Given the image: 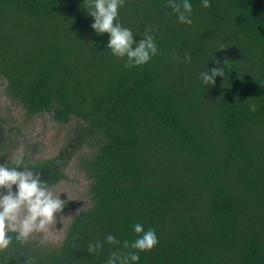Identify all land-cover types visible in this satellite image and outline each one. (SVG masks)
<instances>
[{
    "label": "trees",
    "instance_id": "trees-1",
    "mask_svg": "<svg viewBox=\"0 0 264 264\" xmlns=\"http://www.w3.org/2000/svg\"><path fill=\"white\" fill-rule=\"evenodd\" d=\"M192 4L186 25L167 0H126L122 24L137 40L156 29L160 54L125 69L108 34L91 28L84 0H0L9 96L29 114L85 123L60 153L25 165L54 186L81 142L95 146L84 163L92 205L62 244L14 240L4 264H104L118 246L105 241L91 256L86 241H131L136 222L159 238L139 264H264V0ZM213 57L229 70L206 86L200 73ZM5 147L0 119V163L13 158Z\"/></svg>",
    "mask_w": 264,
    "mask_h": 264
},
{
    "label": "clouds",
    "instance_id": "clouds-1",
    "mask_svg": "<svg viewBox=\"0 0 264 264\" xmlns=\"http://www.w3.org/2000/svg\"><path fill=\"white\" fill-rule=\"evenodd\" d=\"M87 13L93 18L91 28L97 35L108 34L106 48L111 54L124 60V68L131 69L147 64L154 56L160 54L153 27H146L143 38L137 40L130 27L122 24L120 10L126 0H84ZM171 12L176 15L180 23L192 25V0H167ZM204 8L211 7V0H200ZM221 46L218 49H223ZM176 58L177 54L173 53ZM185 60L190 61L191 55L185 53ZM214 60V57L213 59ZM216 66L200 73V80L206 86L214 85L216 77H224V69L228 60L223 64L214 60ZM229 70V69H228ZM251 111L256 110L255 104L249 106ZM57 192L54 186L41 179V173L33 167L25 165V153L21 148L16 151L11 160L0 163V253L11 250L13 241L26 244L37 234L46 233L57 222H62L65 199ZM63 226V225H62ZM135 239L121 241L114 234H107L104 241L87 240L86 251L91 256L103 249L105 241L118 246L112 251L104 264H139L140 252L151 251L158 243L159 238L155 228H144L142 223L132 225ZM82 247V245H81ZM127 250L121 252L120 249ZM11 257H9L10 259ZM8 259V264H9ZM24 264H34L28 257ZM0 264H4L0 260Z\"/></svg>",
    "mask_w": 264,
    "mask_h": 264
},
{
    "label": "rangeland",
    "instance_id": "rangeland-1",
    "mask_svg": "<svg viewBox=\"0 0 264 264\" xmlns=\"http://www.w3.org/2000/svg\"><path fill=\"white\" fill-rule=\"evenodd\" d=\"M0 119L4 126L6 147L4 151L13 157L23 149L28 161L49 159L75 137V131L85 123L73 117L70 122L57 121L51 112L29 114L24 107L12 99L7 92V79L0 75ZM95 151L92 142H81L68 163L66 177L54 185L61 198L65 199L63 217L44 234H37L31 241L44 246L61 245L66 231L77 213L92 205L91 179L84 168L85 161ZM63 225V226H62Z\"/></svg>",
    "mask_w": 264,
    "mask_h": 264
}]
</instances>
